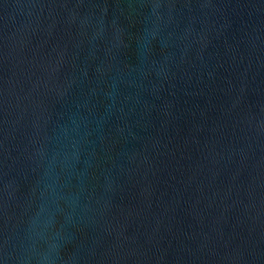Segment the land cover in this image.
Listing matches in <instances>:
<instances>
[{"label": "water", "instance_id": "water-1", "mask_svg": "<svg viewBox=\"0 0 264 264\" xmlns=\"http://www.w3.org/2000/svg\"><path fill=\"white\" fill-rule=\"evenodd\" d=\"M0 264H264V0H0Z\"/></svg>", "mask_w": 264, "mask_h": 264}]
</instances>
